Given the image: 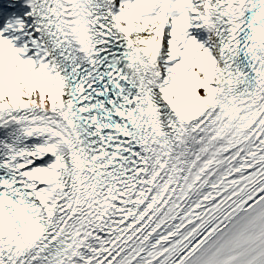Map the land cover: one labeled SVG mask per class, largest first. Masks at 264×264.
<instances>
[{
	"label": "snow or ice",
	"instance_id": "6c2138e0",
	"mask_svg": "<svg viewBox=\"0 0 264 264\" xmlns=\"http://www.w3.org/2000/svg\"><path fill=\"white\" fill-rule=\"evenodd\" d=\"M0 264H264V0H0Z\"/></svg>",
	"mask_w": 264,
	"mask_h": 264
}]
</instances>
